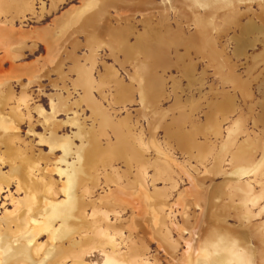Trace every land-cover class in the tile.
Wrapping results in <instances>:
<instances>
[{"label": "rangeland", "instance_id": "rangeland-1", "mask_svg": "<svg viewBox=\"0 0 264 264\" xmlns=\"http://www.w3.org/2000/svg\"><path fill=\"white\" fill-rule=\"evenodd\" d=\"M2 31L0 264H264V0H0Z\"/></svg>", "mask_w": 264, "mask_h": 264}, {"label": "crops", "instance_id": "crops-1", "mask_svg": "<svg viewBox=\"0 0 264 264\" xmlns=\"http://www.w3.org/2000/svg\"><path fill=\"white\" fill-rule=\"evenodd\" d=\"M9 35H10V33L7 32V31H2V32H0V40H1L2 38H6V37H8Z\"/></svg>", "mask_w": 264, "mask_h": 264}, {"label": "bare ground", "instance_id": "bare-ground-1", "mask_svg": "<svg viewBox=\"0 0 264 264\" xmlns=\"http://www.w3.org/2000/svg\"><path fill=\"white\" fill-rule=\"evenodd\" d=\"M224 238V237H223ZM222 242V241H221Z\"/></svg>", "mask_w": 264, "mask_h": 264}]
</instances>
